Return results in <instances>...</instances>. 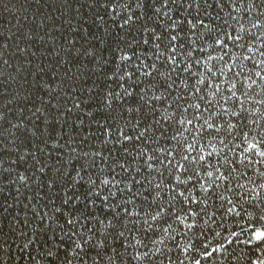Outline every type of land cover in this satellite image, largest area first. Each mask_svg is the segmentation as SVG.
<instances>
[{"label":"snow or ice","instance_id":"snow-or-ice-1","mask_svg":"<svg viewBox=\"0 0 264 264\" xmlns=\"http://www.w3.org/2000/svg\"><path fill=\"white\" fill-rule=\"evenodd\" d=\"M65 5L68 9L72 8V4L68 3L67 0H65ZM80 7L82 8L83 5ZM226 8L229 10L225 11ZM90 9L95 10L93 23L96 21H100L101 24L106 23L104 20L106 15L114 21H120L118 25L120 31L116 32L119 42H117L116 48L112 50L119 53L120 63L115 62V55H112L110 59H105L104 52L109 50L107 41L104 37H97L94 34H92V39L99 40L105 47L99 48L96 44H90L87 48L81 46L77 49L76 56L71 57L65 63L70 66L79 64L81 57L87 60V64L83 65L84 68H87L88 64L95 63L98 70L103 74L102 78L105 83L108 81L111 83H108L107 92L100 88L95 96L89 97L93 101L94 111L97 113L94 122L100 124V127L107 131L110 138L112 137L111 129L115 124L117 137L114 142L124 145L127 141L141 147L136 153L130 152L127 147H123L124 155L121 157L113 156L111 150L107 156L103 151L85 152L83 153L85 157L92 156L88 167L81 165L79 170L73 168L75 175L70 176L69 172L64 169L62 160L56 159V165H60L56 167L49 165L47 160L43 158L45 155L49 159L51 158V153L46 154L45 150L48 146V139L53 137L55 125L61 123L62 117L64 118L63 122L67 123V117L72 112V108L65 107L67 100L62 101L61 99L59 85L53 88L51 81H46L42 86L39 80L35 81L36 99L40 100L39 107L35 105V101H32L35 108L32 116H35V120L32 119V116H29L27 120L23 118L22 114L25 107H21L15 100L9 99L10 93L8 96L0 97L4 99V104L0 108V121H7L11 129L30 134L25 136V139L36 138L34 142L36 151H28L27 155L35 161V164L30 165V167L39 165L37 171L46 178L41 180L37 177L39 187H47L48 189V193L42 198L45 203L39 208L33 206L30 220L25 218L21 221L14 216L12 217L16 225L14 226L12 221L5 224L6 217L0 215V233L6 226L9 232L4 233V235L10 239L19 228V235L27 241L22 247L17 245L21 254H24L30 245L39 240L40 243L37 248L42 247L44 249L39 253L43 264H117L118 257L121 258L120 264H125L122 259L124 253H121L116 246L118 243L124 247L125 252L128 247H132L136 251L134 257L136 260L150 258L151 250L141 253L137 247L147 249L148 244H145L142 239H138L133 233L142 232L143 235H147L152 227L149 220L163 219L166 209L161 205L152 208L155 201H149L152 192L147 186L152 184V181L147 176L143 180H138L137 174L144 175L143 168L137 163L133 169L132 160L128 157L135 159L136 156H146L144 165L148 169H153L154 161L162 167H166L165 161L167 165H173V161H175L174 167L180 172H189V169L181 164L180 160L175 159L176 155L179 154L181 160H190L188 155L178 152V146L172 149L167 147L152 148L151 154H146L144 146L160 145L161 141L177 140V135L168 134L170 127L174 133L179 135L183 134L180 129L188 131L185 125H192L193 120L188 119L186 114L189 109L199 110L201 108L199 103H192L189 98L204 99L203 96H199L202 91L201 85H205L216 75L212 73V68L208 67L211 61L223 62V66L217 71L220 76L225 77L224 83L230 85L229 91L233 97L236 95V84L227 78L226 72L233 71V66L236 65L237 60L241 62L239 67L242 69L246 67L244 61H251L254 66L264 65V59H254L257 56L264 58V0H92ZM57 10L61 11L60 9ZM76 11L81 16L83 15L79 13V9ZM63 14L61 11V15ZM245 14H247V19H245ZM205 17L208 18L207 23ZM216 21L222 23H216ZM233 21L239 25L236 31L232 30ZM150 22L152 23L150 24ZM65 23L71 27V19L66 20ZM39 27H46V25L41 21L33 28V31ZM134 29L135 31H133ZM72 30L77 31L76 29ZM85 31L88 30L85 29ZM104 34L110 36L111 32L108 28H104ZM254 40L259 42L258 46L253 43ZM76 43L75 40L68 42V53H71L72 49L76 47ZM8 47V44L3 45L4 49ZM236 49L241 50L239 54L236 53ZM213 51L216 52L215 56L212 55ZM197 53H206V58L201 59ZM55 54L60 55L59 52ZM225 56L229 57L231 63L224 60ZM4 63L7 64L8 61L5 60ZM109 64L112 67L106 68L105 66ZM193 65H203L209 73H212V76L208 77V81H206L204 75L193 69ZM248 71L251 73L252 69H248ZM109 72H111L110 76L108 75ZM262 72H264V67L255 72V75L264 80V76L261 75ZM63 75L75 82V73L69 76L67 69H65ZM240 76L241 72L234 73V77ZM193 77H197V79L194 83H189ZM100 78L98 77V79ZM247 80L251 81L252 75H248ZM63 83L64 80L61 79L60 84ZM112 83L120 89L119 92L112 89ZM240 83L243 84L244 81H240ZM96 87L99 88L100 86L96 85ZM247 87L251 88L252 84H248ZM41 88H43L44 94L48 95L47 101L44 100V94H41ZM219 91L220 84L217 83L215 84V92L211 95H216ZM88 92L91 93L92 89L89 88ZM31 95L30 93L29 96ZM64 96H67L66 91ZM221 98L223 99V97ZM24 99L28 100L29 97H24ZM161 102H163L162 105ZM207 103L211 105L212 102L207 101ZM260 103H264V100ZM13 104L15 107H9ZM72 104L76 109L83 111L81 104L88 106L89 100L80 101V98L76 97ZM62 108L64 111H61ZM203 111L207 112L208 108H204ZM224 111L227 112L226 109ZM241 111H243L242 103ZM12 112L21 114L15 123L8 120V114ZM86 114L93 116V112ZM231 114L233 116L240 115L239 112H232ZM101 120L103 123H100ZM36 121H41V123ZM117 121H122V125L116 123ZM173 125H179L180 128H175ZM205 125L208 129H214L216 132L224 127L212 123L210 114L209 118L199 125L197 135L202 133ZM234 127L235 125L228 123L229 129ZM126 128H131V134L125 131ZM193 138L195 139V137ZM109 142L110 140L104 141V143ZM41 144L44 145L43 148L40 147ZM13 150L19 151L20 149L17 147ZM194 150V145L188 144L186 151ZM248 150L258 152L260 156L264 157V151L260 150L259 143L249 144ZM203 151L204 149L201 148V152ZM161 155L163 159H161ZM211 156L212 152H209L207 157L201 155L199 162H207ZM96 157L100 158L102 164L98 169L95 162ZM20 159L23 160L25 157L22 156ZM75 159L78 160L79 157L77 156ZM68 163L71 165V159ZM191 163H198L197 158L191 157ZM0 167H2V162H0ZM207 168H213L214 171H208ZM207 168L204 169L206 176H215V179H212L207 186L205 184L200 185V189L204 193H208L210 189H213V186L215 188L220 187L217 181H227L231 174V169L226 174L221 172L216 165L207 164ZM89 169L97 170L93 174ZM5 171L8 172L10 169H5ZM160 175L163 176V172ZM32 176H36L35 171ZM19 179L26 182L31 177L20 176ZM174 179L177 182L176 186L186 185L188 180H191V176L188 177V180H181L180 175H175ZM8 183L14 184L16 181L9 179ZM160 187L159 183L155 184V188ZM259 187L264 188V184L259 185ZM5 191V188L0 186V194L5 193ZM16 191L19 192V188ZM258 195L253 190V198ZM177 196L183 198L184 203H201V201L191 197V194L185 195L184 191L171 195L172 201H175ZM137 198L140 200L139 204H137ZM57 200L60 201L59 205H57ZM16 203H19L18 198H16ZM0 207L8 216L12 215L9 209L13 205L6 202V197L5 203L0 204ZM27 207L25 205V208ZM171 207L173 205L170 203L169 208ZM233 210L228 209L230 212ZM141 211L145 217L143 223L148 225V228L144 230L137 227L139 223L137 218H141ZM180 211L184 212L185 215L177 216V219L181 223H185L189 214L192 217H197L204 209L195 211L191 208H181ZM261 212L264 213V208L261 209ZM16 215L19 216V213ZM25 215L27 216V213ZM260 218L264 220V215H261ZM98 224L102 227H97ZM130 224L132 227H129ZM30 225H32L30 228L31 236H29L28 231L24 230ZM195 226V224H186L189 229ZM253 235L256 241L264 243V230L258 229ZM128 236L132 237L135 241L134 244L120 240V238H124V241H127ZM152 243L157 242L152 241ZM220 247L222 248L223 245ZM217 250L213 249V252ZM0 252L3 253V256H0V264H7L8 259H12V245L8 239L0 244ZM28 255L31 260L36 259L30 253ZM20 259H23V255L16 257V260ZM196 264H199V261ZM260 264H264V261H261Z\"/></svg>","mask_w":264,"mask_h":264},{"label":"trees","instance_id":"trees-1","mask_svg":"<svg viewBox=\"0 0 264 264\" xmlns=\"http://www.w3.org/2000/svg\"><path fill=\"white\" fill-rule=\"evenodd\" d=\"M67 2L72 4L71 9L66 7L65 0H0V97L8 96L10 93L9 99H13L21 107H25L22 115L27 120L35 112L32 101H35L37 107L40 106V100L36 99L35 81L39 80L41 86L46 81H51L53 88L59 85L61 99L62 101L67 100L65 107L72 108V112L67 117V123L63 122L64 118L62 117L61 123L55 125V132L53 137L48 139V146L45 150L46 154L51 153V158L49 159L47 155L43 158L47 160L49 165L56 167L60 166L55 163L56 159L59 158L64 163V169L72 176L75 175L73 168L79 170L81 165L88 167L92 160L91 155L87 157L83 155L85 152L103 151L107 156L111 150L113 156L121 157L124 155L123 147H127L130 152L136 153L139 152L141 146L127 141L124 145L114 142L117 137L115 124L111 129L112 137L110 138L107 131L102 129L100 124L94 122L97 113H95V105L89 97L95 96L100 88L107 92L108 83H111V81L105 83L102 78L103 74L98 70L95 63L88 64L87 68H84L83 65L87 64V60L83 57L80 58L79 64L70 66L65 63L71 57L76 56V51L81 46L87 48L90 44H96L97 47L104 48L105 45L99 40L92 39V34H94L97 37H104L107 41L109 50L104 52L105 59H110L112 55H115V62L119 64V53L112 50L116 48L117 42H119L116 32L120 31L118 27L120 21H114L106 15L104 17L106 23L101 24L100 21L93 23L95 10L90 9L92 0H67ZM81 5H83L82 8ZM57 9H60L64 14L61 15V11ZM77 9H79V13L83 14L82 16L77 13ZM228 10L225 9V11ZM221 15L223 16V13ZM68 19H71V27L65 23ZM245 19H247V14H245ZM41 21L46 27H39L33 31V28ZM205 22H208L207 17H205ZM216 23L222 22L216 21ZM232 24V30H238L239 25H236L234 21ZM104 28L109 29L110 36H105ZM72 40L77 41L76 47L72 49L71 53H68V42ZM253 43L259 45L258 41L254 40ZM4 44H8L9 47L4 49ZM121 46H123L122 43ZM25 49L26 51H24ZM235 51L239 54L241 50L236 49ZM56 52H59L60 55L57 56ZM197 55L201 59L206 58V53H197ZM212 55L215 56L216 52L213 51ZM254 59L264 58L257 56ZM5 60L8 61L7 64L4 63ZM224 60L231 63L228 56H225ZM240 63L237 60L236 65L233 66V71L226 72L227 78L236 84L234 97L229 91L230 85L224 83L225 77L220 76L217 71L223 66V62L213 60L209 63L208 67H211L212 73L216 74L211 81H208V77L212 76V73H209L203 65H193V69L204 75L208 81L205 85H201L202 91L199 96H203V100L195 97L189 98L190 102L201 105L199 110L189 109L186 114L188 119L193 120V124L185 125L188 131L180 129L182 135L174 133L170 127L168 134L177 135V140L161 141L160 145L144 146L146 154H151L152 148L167 147L172 149L178 146V152L188 155L190 160H181L179 154L176 155L175 159L180 160V163L184 164L189 172H180L174 167L175 161H173V165H167L165 161L166 167H162L154 161L153 169H148L144 165L146 156H136L135 159L128 157L132 160L133 169L137 163L143 168L144 175L137 174L136 178L143 180L147 176L152 181V184L147 185L152 192L149 201H155L152 208L161 205L166 209V212L163 219L149 220L152 227L147 235H143L142 232L133 233L138 239H142L145 244H148L147 249L137 247L141 253L151 250L150 258L136 260L134 259L136 251L132 247H128L125 252L124 247H121L119 243L116 245L118 250L124 253L122 259L125 264H196L197 261L199 264H260L261 261H264V243L256 241L253 235L258 229L264 230V220L260 218L261 215H264L261 212V209L264 208V199H261L264 197V188L259 187V185L264 184V157L260 156L258 152L248 150L249 144L259 143L260 150L264 151V142H262L264 141V103H260L264 100V91H262L264 80L255 75V72L260 71L264 65L254 66L251 61H244L246 67L242 69L239 67ZM105 67L110 68L112 65L109 64ZM65 69H67L69 76L73 73L76 74L75 82L63 75ZM248 69H252V72L249 73ZM235 72H241V76L234 77ZM108 75L110 76L111 72ZM248 75H252L251 81L247 80ZM261 75L264 76V72ZM98 77L101 78L98 79ZM61 79L64 80L63 84H60ZM196 79L197 77H193L189 83H194ZM240 81H244V83L242 84ZM217 83L220 84V91L216 95H211L215 92V84ZM248 84H252V87L248 88ZM96 85L100 87L97 88ZM89 88L92 89L91 93L88 92ZM112 89L117 92L120 91L114 83H112ZM65 91L67 96H64ZM30 93L31 96H29ZM41 94H44L43 88H41ZM24 97H29V99L25 100ZM76 97H79L80 101L89 100L88 106L81 104L83 111L73 107L72 101ZM44 100H48V95L44 94ZM207 101H211V105ZM241 103L243 104V111H241ZM3 104L4 99L0 98V108ZM162 104L163 102H161ZM9 107H15V104L9 105ZM204 108H208V111L204 112ZM225 109L227 112L224 111ZM61 111L64 109L62 108ZM88 112H93V116H88L86 114ZM232 112H239L240 115L233 116ZM210 114L212 123L224 127L216 132L214 129H208L205 125L202 133L197 135L199 125L203 124ZM20 116L19 112H12L8 114V120L15 123ZM32 119L35 120V116H32ZM36 122L41 123V121ZM229 122L235 127L229 129ZM100 123L103 121L101 120ZM116 123L122 125L123 122L117 121ZM29 127H31L30 124ZM41 127L43 128V125ZM173 127L180 128L179 125H173ZM125 131L131 134L132 130L126 128ZM29 135L11 129L7 121H0V149H3L0 151V162H2L0 186L6 190L5 193L0 194V204L5 203L6 197V202L13 205L9 209L11 216L4 213L2 207H0V215L6 217L5 224L12 221L14 226L16 225L12 217L15 216L21 221L25 218L30 220L33 206L39 208L45 203L42 198L48 193L47 187H39L37 181V177L41 180L46 179L37 171L39 165L30 167V165L35 164V161L27 155V152L36 151L34 147L36 138L25 139V136ZM106 140H110V142L104 143ZM188 144H193L195 150L187 152ZM17 147L20 150L14 151L13 149ZM40 147L43 148L44 145L41 144ZM201 148L204 149L203 152H201ZM209 152H212V156L208 161L199 162V157L201 155L207 157ZM22 156L25 159H20ZM77 156L79 157L78 160L75 159ZM191 157H196L198 163H191ZM70 159L71 165L68 163ZM161 159H163L162 155ZM95 162L97 169L102 166L99 157H96ZM207 164L218 166L220 171L226 174L231 169V174L227 181H217L220 187L215 188L213 186L214 190L210 189L208 193H204L201 191L200 185L205 184L207 186L212 179H215V176H206L204 169L207 168ZM5 169H10V171L6 172ZM97 169H89V171L94 174ZM207 170L214 171L213 168H207ZM34 171L36 172L35 177L32 176ZM161 172H163V176L160 175ZM49 174L51 175V172ZM175 175H180L181 180H188V177L191 176V180H188L186 185L176 186ZM20 176L31 177V179L23 182L20 181ZM9 179L15 180L16 183L9 184ZM157 183L161 185L160 188H155ZM17 188H19V192L16 191ZM253 190L259 194L256 198H253ZM180 191H184L185 195L191 194V197L201 201V203H184L183 198L179 196L175 201H172L171 195H176ZM145 194L147 195V193ZM16 198H18L19 203H16ZM59 203L60 201L57 200V205ZM139 203L140 200L137 198V204ZM170 203L173 205L171 208H169ZM25 205L28 207L25 208ZM181 208H191L195 211H200L203 208L204 211L200 212L197 217H192L189 214L185 223H181L177 219V216L185 215L184 212L180 211ZM228 209L234 210L230 212ZM17 213L19 216L16 215ZM137 219L139 220L137 227L142 230L148 228V225L143 223V219H145L143 211H141V218ZM186 224H195L196 226L189 229ZM31 226L24 229L29 232V236H31ZM97 227L102 226L98 224ZM129 227L132 225L130 224ZM8 232L9 229L5 226L3 232L0 233V244L8 239L12 245V259H8L7 264H43L39 253L44 249L42 247L37 248L40 243L39 240L30 245L24 254H21L17 245L22 247L27 242L26 239L19 235V228L10 239L4 235ZM125 234L128 235L127 232ZM120 240L125 243H135L131 236H128L127 241H124V238H120ZM152 241L157 243H152ZM220 245L223 247L221 248ZM213 249L218 250L213 252ZM28 253L35 256L36 259L31 260ZM21 255H23V259L16 260V257ZM0 256H3L2 252H0ZM120 259L118 257L117 264H120Z\"/></svg>","mask_w":264,"mask_h":264}]
</instances>
